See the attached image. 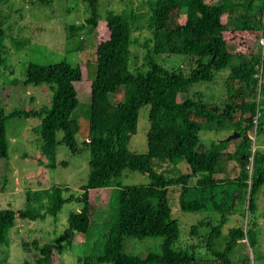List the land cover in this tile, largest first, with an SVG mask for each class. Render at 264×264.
<instances>
[{
    "label": "trees",
    "instance_id": "trees-1",
    "mask_svg": "<svg viewBox=\"0 0 264 264\" xmlns=\"http://www.w3.org/2000/svg\"><path fill=\"white\" fill-rule=\"evenodd\" d=\"M87 1L92 15L80 26L91 27L96 43L90 101L79 100L75 83L89 79L91 64L84 70L80 64L66 61L52 65L29 62L23 83L50 84L54 91L51 104L9 114L0 104V159H7L6 122L11 116L41 117L32 131L43 141L42 153L49 158V167L57 164L56 150L61 142L73 153L88 150L90 154L88 177L76 197L81 209L69 214L67 228L54 242H34L39 250L34 264H64L60 255L71 247L77 234L88 232L102 199L109 225L106 241L99 252L84 255L79 264L228 263V252L240 239L254 243L253 224L248 227L239 221L230 228L223 251L216 249L215 239L235 211L237 200L245 202L246 212L254 211L256 193L264 185V149L253 150L248 135L254 115L259 116L255 136L264 133V84L259 86V80L264 82L259 43L264 33V0H140L136 8L107 11L104 17L96 12L97 0ZM143 17L150 30L146 38L149 47L141 66L130 67L142 52L135 24ZM4 34L0 28V71ZM159 55H179L181 65L187 62L188 67L168 69L156 61ZM224 72L219 101L199 89L177 102L178 94H188L196 83L209 85ZM117 93L119 99L112 102L110 95ZM82 105L88 107L89 115L87 136L79 145L75 135L80 123L75 112ZM142 107L149 111L147 149L137 152L129 149L128 142L137 131ZM222 130L236 131L239 142L234 144L235 137L226 140L224 136L207 144L199 138L201 131L216 134ZM58 131L63 132L61 141ZM154 158L167 159L174 166L184 160L189 172L166 177L153 169ZM229 160L237 164L227 171ZM131 172L145 174L149 181L121 184V178ZM172 188L178 191L182 212L218 214L216 218L208 213L200 220L206 221L202 225L217 222L212 232L201 235L193 225L190 238L180 241L178 221L168 202ZM69 189L60 184L29 188L23 191V209L0 208V264H8L7 230L16 217L57 215L70 199L63 197ZM149 236L163 237L160 252L140 256L123 251L126 238ZM209 256L216 259H205ZM20 264L33 263L26 259Z\"/></svg>",
    "mask_w": 264,
    "mask_h": 264
},
{
    "label": "rangeland",
    "instance_id": "rangeland-1",
    "mask_svg": "<svg viewBox=\"0 0 264 264\" xmlns=\"http://www.w3.org/2000/svg\"><path fill=\"white\" fill-rule=\"evenodd\" d=\"M140 0H97L96 12L104 17L107 11L120 12L136 8ZM217 2V0H210ZM2 11L0 13V28L4 31L3 42L4 64L0 71V104L6 114L14 110H32L46 107L51 104L53 88L50 84H24L26 78V66L29 62L40 65H52L66 61L72 65L80 64L83 68L91 64L89 79L75 83L77 95L80 101H90V84L95 71V38L91 27L80 26L85 19L92 15L91 7L87 0H1ZM143 21L135 24V36L139 43L141 54L139 59L130 67L141 66L144 62L149 45L146 42L150 30ZM135 26V27H136ZM133 35V34H132ZM177 56V57H176ZM179 55L155 56L158 63L168 69L188 67L187 62L181 65ZM94 62V64H93ZM85 70V68H84ZM224 72L218 76L215 82L204 85L196 83L189 93H180L177 102L182 103L188 96L200 89L212 98L220 100L222 79ZM17 81L16 84L12 82ZM120 93L111 94L110 99L116 102ZM85 105L79 106L75 115L80 123L75 140L80 145L87 136V122L89 109ZM41 122L40 116H11L6 122V136L8 142L7 159H0V208H11L14 211L25 206L24 190L47 188L54 184L67 185L70 189L63 193V197L69 199L63 204L57 215H47L44 219H21L16 217L15 224L7 230L9 241L8 264H20L27 259L29 263H35L39 250L34 242L40 245L51 243L67 228V219L71 212H77L82 204L76 197L81 193L80 185L85 183L89 173L90 154L88 150L73 153L64 143H60L56 150V166H47L49 158L42 153L43 141L35 138L33 127ZM149 128V111L147 107L139 110L137 131L131 136L128 147L132 151L145 152L147 149V130ZM256 128L252 124L248 135L254 148L264 149V133L255 136ZM234 131H201L199 138L207 144L211 139H217L233 134ZM63 132L58 131L57 139L61 141ZM234 144L239 142V136L235 137ZM253 148V142L252 146ZM80 149V148H79ZM234 149V146L232 147ZM64 162V163H63ZM235 160L226 163L227 171L236 167ZM152 167L155 171H162L166 177L179 176L189 172V166L181 160L174 166L167 159H152ZM127 172V171H126ZM126 178H121V184H144L149 181L145 174L131 172ZM172 216L178 221L180 228V241L190 238L192 226L197 225L201 235L213 231L212 226L217 222L202 225L200 220L208 215L217 213H184L179 209L178 191L172 188L169 192ZM255 209L251 213L246 212L243 200H237L235 211L229 215L228 222L222 225L221 234L215 239L217 250L223 251L229 240L228 231L238 226L239 221L245 222L248 227L255 228V241L252 245L246 238L240 239L228 252V263L220 264H264V185L256 193ZM105 199H102L98 214L95 215L86 234L76 235L71 247L61 254L64 264H79L81 258L90 253L99 252L106 241L109 230L107 223ZM246 214V218H245ZM200 222V223H199ZM201 224V225H200ZM163 237L149 236L141 240L126 238L123 251L125 253L144 256L148 252H160ZM188 241H186L187 243ZM23 244L29 245L24 249ZM214 256L206 257L209 260Z\"/></svg>",
    "mask_w": 264,
    "mask_h": 264
},
{
    "label": "built area",
    "instance_id": "built-area-1",
    "mask_svg": "<svg viewBox=\"0 0 264 264\" xmlns=\"http://www.w3.org/2000/svg\"><path fill=\"white\" fill-rule=\"evenodd\" d=\"M263 21H264V16H263ZM259 43H260V47H261V53H262V60L264 61V33L260 36V39H259ZM262 84H264V82H262L261 83V80H259V86H261ZM259 113V112H258ZM258 115H254L253 116V124H254V126H255V128H256V126H257V123H258ZM253 150H254V145H255V137H254V139H253Z\"/></svg>",
    "mask_w": 264,
    "mask_h": 264
},
{
    "label": "water",
    "instance_id": "water-1",
    "mask_svg": "<svg viewBox=\"0 0 264 264\" xmlns=\"http://www.w3.org/2000/svg\"><path fill=\"white\" fill-rule=\"evenodd\" d=\"M237 136H238V133L235 131L233 134L228 135L225 139L229 140V139H231L233 137H237Z\"/></svg>",
    "mask_w": 264,
    "mask_h": 264
}]
</instances>
